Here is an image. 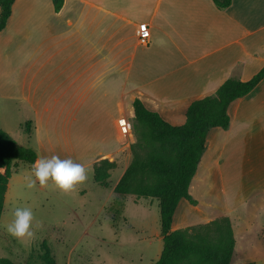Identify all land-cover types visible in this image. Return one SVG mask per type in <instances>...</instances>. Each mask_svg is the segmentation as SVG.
Here are the masks:
<instances>
[{
    "label": "crops",
    "instance_id": "0c3cea01",
    "mask_svg": "<svg viewBox=\"0 0 264 264\" xmlns=\"http://www.w3.org/2000/svg\"><path fill=\"white\" fill-rule=\"evenodd\" d=\"M140 24L149 29L145 44ZM263 65L264 0H232L225 10L212 0H64L59 13L52 0H14L0 32V88H13L3 95L25 101L42 148L66 158L86 142L92 156L129 155L134 97L180 125L192 101ZM228 113L227 129L208 131L188 189L194 203H178L172 230L228 216L234 251L238 240L256 249L264 231L253 210L264 206V78Z\"/></svg>",
    "mask_w": 264,
    "mask_h": 264
},
{
    "label": "rangeland",
    "instance_id": "374dc122",
    "mask_svg": "<svg viewBox=\"0 0 264 264\" xmlns=\"http://www.w3.org/2000/svg\"><path fill=\"white\" fill-rule=\"evenodd\" d=\"M22 10L29 11L30 8ZM25 14L28 15L27 12ZM7 85L0 88V128L18 145L33 149L38 159L52 155L65 159L62 151L42 148L39 140L41 129L37 131L34 127L32 109L23 100L4 96V91H13ZM28 121L29 126L26 125ZM131 124L132 136L125 146L130 153L126 157L122 154L119 161L109 160L101 154L92 156L95 152L87 150V142L84 150L67 151L70 154L68 158L87 170V179L74 185L70 191L61 190L52 181L43 186L37 181L29 189L26 184L32 176L33 165L22 161L12 165L0 215V258L14 264H153L157 260L162 250L157 199L113 192V187L132 159L131 146L141 133L140 126L138 134L135 130L133 116ZM102 158L116 164L109 172L107 187L99 186L93 179L94 163ZM17 206L33 210L32 237L17 238L6 231L5 226L12 219V209ZM253 210L256 213L254 219L260 214V221L264 223V206ZM223 217L229 219L232 229L228 216L214 219ZM209 221L194 226L199 227ZM258 233L263 238L262 246L248 248L238 240L230 264H264V231Z\"/></svg>",
    "mask_w": 264,
    "mask_h": 264
},
{
    "label": "trees",
    "instance_id": "16d2710c",
    "mask_svg": "<svg viewBox=\"0 0 264 264\" xmlns=\"http://www.w3.org/2000/svg\"><path fill=\"white\" fill-rule=\"evenodd\" d=\"M212 1L219 10L227 9L232 2ZM13 3L14 0H0V32L11 16ZM63 4L64 0H52L54 12L59 13ZM262 78L264 65L248 80L226 79L213 94L192 101L186 109L185 121L180 125H171L134 97L135 130L138 134L140 126L141 133L131 146L132 159L113 192L157 199L162 250L153 264H230L235 240L227 217L211 220L199 227L177 230H172V221L181 200L194 203L188 189L203 154L208 131L227 129L229 105L250 93ZM37 159L33 149L18 145L0 128V215L12 165L17 161L33 165ZM115 167L116 164L106 158L96 161L94 181L101 187H107L109 172ZM0 264L14 263L0 258Z\"/></svg>",
    "mask_w": 264,
    "mask_h": 264
},
{
    "label": "clouds",
    "instance_id": "9594fccd",
    "mask_svg": "<svg viewBox=\"0 0 264 264\" xmlns=\"http://www.w3.org/2000/svg\"><path fill=\"white\" fill-rule=\"evenodd\" d=\"M87 179V170L82 164L74 162L71 158L61 159L56 155L41 157L32 166V176L28 178L26 187L32 188L38 181L45 185L52 181L55 186L63 191H70L74 185ZM12 219L6 231L17 238L32 237L33 210L30 207L17 206L12 209Z\"/></svg>",
    "mask_w": 264,
    "mask_h": 264
},
{
    "label": "built area",
    "instance_id": "2783aa9c",
    "mask_svg": "<svg viewBox=\"0 0 264 264\" xmlns=\"http://www.w3.org/2000/svg\"><path fill=\"white\" fill-rule=\"evenodd\" d=\"M149 38V29L147 24H140L139 33H138V40L140 43H146ZM127 126H130L127 124Z\"/></svg>",
    "mask_w": 264,
    "mask_h": 264
},
{
    "label": "snow or ice",
    "instance_id": "6c2138e0",
    "mask_svg": "<svg viewBox=\"0 0 264 264\" xmlns=\"http://www.w3.org/2000/svg\"><path fill=\"white\" fill-rule=\"evenodd\" d=\"M121 123H123V121H121Z\"/></svg>",
    "mask_w": 264,
    "mask_h": 264
}]
</instances>
